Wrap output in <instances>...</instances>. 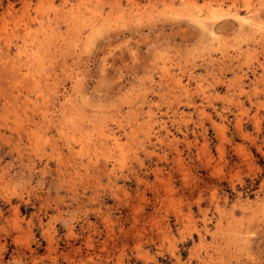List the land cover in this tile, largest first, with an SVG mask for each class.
I'll use <instances>...</instances> for the list:
<instances>
[{
	"label": "rangeland",
	"instance_id": "374dc122",
	"mask_svg": "<svg viewBox=\"0 0 264 264\" xmlns=\"http://www.w3.org/2000/svg\"><path fill=\"white\" fill-rule=\"evenodd\" d=\"M0 58V264H264V0H0Z\"/></svg>",
	"mask_w": 264,
	"mask_h": 264
},
{
	"label": "bare ground",
	"instance_id": "6f19581e",
	"mask_svg": "<svg viewBox=\"0 0 264 264\" xmlns=\"http://www.w3.org/2000/svg\"><path fill=\"white\" fill-rule=\"evenodd\" d=\"M135 3V2H134ZM91 11V10H90ZM99 12V11H98ZM97 12V13H98ZM74 14V13H73ZM176 14V13H175ZM82 15V14H81ZM190 15V14H189ZM193 15V14H192ZM238 15V14H237ZM64 16V15H63ZM75 16V15H74ZM216 16V12L215 11H212V13H211V15L208 17V18H214ZM76 17V16H75ZM99 17V16H98ZM194 17H196V16H194ZM236 18H237V20H238V22L241 24V25H243V26H248V27H253V26H255L256 25V22H255V20L253 19V17H252V15H239V16H236ZM91 21V20H90ZM117 21V20H116ZM196 21L202 26V27H204V29L208 32V33H213V29H212V27L211 26H207V24L205 23V20L203 19V18H201V17H198V18H196ZM83 23H85V22H83ZM91 23V22H90ZM99 23V22H98ZM71 25V24H70ZM78 25V24H77ZM94 25V24H93ZM263 25V24H262ZM257 29V28H256ZM261 30V29H260ZM96 32V31H95ZM55 43V42H54ZM26 51V50H25ZM224 50H222L220 53H221V55H225V53L223 52ZM29 53H30V51H29ZM21 56V55H20ZM1 59V58H0ZM49 61V60H48ZM38 62V61H37ZM2 63V62H1ZM41 64V63H40ZM9 65H10V63H9ZM4 67V66H3ZM248 67V66H247ZM6 69H7V67H6ZM17 69V68H16ZM51 70H52V68H51ZM7 72V71H6ZM19 72V71H18ZM22 73V72H21ZM11 74V73H10ZM167 74V73H166ZM12 75V74H11ZM75 76H78V73L75 75ZM15 77V76H14ZM21 77V76H20ZM17 79V78H16ZM172 79V78H171ZM18 80V79H17ZM21 80V79H20ZM31 83V82H30ZM174 83H175V85L179 88V89H182L184 92H188V86L186 85V84H182V80H181V78L180 77H176L175 78V81H174ZM32 84V83H31ZM54 84V83H53ZM81 84V83H80ZM37 85V84H36ZM80 86V85H79ZM53 87V86H52ZM75 87V86H74ZM240 88L242 87L241 85L239 86ZM197 88H200V87H197ZM83 89V88H82ZM242 89V88H241ZM39 92V91H38ZM64 95V94H63ZM18 96V95H17ZM77 98V97H76ZM15 99V98H14ZM63 99V98H62ZM52 100V99H51ZM74 101V100H73ZM44 102H45V100H44ZM68 102V101H67ZM70 105V104H69ZM85 106V105H84ZM74 108V107H73ZM87 108V107H86ZM46 111V110H45ZM64 111V110H63ZM59 115V114H58ZM63 115V114H62ZM145 119V118H144ZM114 121V120H113ZM104 124V123H103ZM121 124V123H120ZM102 127V126H101ZM119 127V126H118ZM131 131V130H130ZM167 133H168V131H167ZM97 134H98V132H97ZM99 138V137H98ZM100 139V138H99ZM101 139L103 140V143L105 142V143H112L114 146H116V145H118L119 144V137H117V135L115 134V132L114 131H112V129H110V128H108L107 130H105V131H103L102 133H101ZM81 141V140H80ZM95 142H96V140H95ZM87 145V144H86ZM88 146V145H87ZM121 145L119 144V147H120ZM80 147H81V145H80ZM82 147H83V145H82ZM95 147V146H94ZM113 148V147H112ZM122 148V147H121ZM119 149V148H118ZM81 150V149H80ZM83 150V149H82ZM113 151V150H112ZM80 152V151H79ZM101 156H102V154H101ZM91 159V158H90ZM97 159V158H96ZM103 161V160H102ZM123 161V160H122ZM78 162V161H77ZM89 163V162H88ZM98 163H100V162H98ZM104 162H102V164H103ZM72 165V164H71ZM83 166L84 168H87V166L85 165V163L82 161V160H80L79 161V163H77L74 167L78 170L79 168H80V166ZM101 165V164H100ZM98 166V165H97ZM93 167V166H92ZM95 167H96V165H95ZM95 167H93V168H95ZM76 170V171H77ZM95 172H96V170H95ZM104 172V171H103ZM79 174V173H78ZM94 174V173H93ZM97 174V173H96ZM72 175H74V174H72ZM98 175V174H97ZM100 175V174H99ZM104 175V174H103ZM94 177H96V176H94ZM97 178V177H96ZM249 238V237H248Z\"/></svg>",
	"mask_w": 264,
	"mask_h": 264
}]
</instances>
